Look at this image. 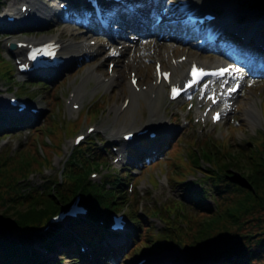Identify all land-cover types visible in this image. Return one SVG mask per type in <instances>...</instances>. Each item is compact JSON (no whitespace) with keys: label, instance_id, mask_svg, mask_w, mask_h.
Here are the masks:
<instances>
[{"label":"trees","instance_id":"obj_1","mask_svg":"<svg viewBox=\"0 0 264 264\" xmlns=\"http://www.w3.org/2000/svg\"><path fill=\"white\" fill-rule=\"evenodd\" d=\"M259 2L264 9V0ZM3 58L0 53V74L9 76L12 71L8 67L3 70ZM57 125L55 117L50 115L47 126L38 130L40 133L48 130L60 142L61 132L56 133V129H60ZM35 143L32 142V149L23 150L15 157L0 158V264H41L43 260L37 254L34 237L52 250L70 241L79 251L82 241H94L107 233V225L100 223V216L110 210L122 209L127 202L123 183L133 178L129 171H124L122 177L111 175L106 180L107 188V183H93L88 177L89 170L84 171L75 164V159L87 161L88 152L94 153L95 157L102 156L101 148L92 140L67 162L63 180L53 178L42 188L29 181L19 182L18 178L25 177L32 168L28 151L40 156ZM189 156L185 171L200 168L202 157L209 162L210 188L197 191L191 183L186 184L188 203L179 201L176 205L184 211H177V219L181 218V221L164 218L166 237H161L163 234L156 232L153 222L139 216L137 209L133 208L131 217L143 240L135 249H151L167 241L186 247L188 254L195 258L224 257V264H264V136L248 152L231 143L221 150L217 144L212 145L206 140L204 147L191 149ZM18 171H21L20 175ZM78 189L85 191L86 203L93 209L92 214L87 219L55 227L49 234L38 233L46 220L68 203ZM211 195L215 198L216 207L206 202ZM169 208L167 211L171 212ZM187 209L192 214L186 212ZM64 254L74 252L65 250Z\"/></svg>","mask_w":264,"mask_h":264},{"label":"rangeland","instance_id":"obj_2","mask_svg":"<svg viewBox=\"0 0 264 264\" xmlns=\"http://www.w3.org/2000/svg\"><path fill=\"white\" fill-rule=\"evenodd\" d=\"M20 1L22 0H18V2L20 3ZM193 6L196 5L194 3H199L201 5L206 4V7H220L221 4H225L224 0H191ZM223 1V2H222ZM237 2V10L235 11V13L233 14V17L235 18L234 24L237 25V23H239L241 20H243L244 18H250L251 20V25H258L259 22V18H264V12L258 10L256 1L257 0H235ZM1 4V11H0V20L2 21V16L4 12L9 11L7 8L8 6H14L15 2L14 0H3ZM178 2L181 4L182 1L178 0ZM219 2V3H217ZM50 4V5H54L58 6V2H49L48 0H45V5L46 4ZM211 4V5H210ZM16 5V4H15ZM17 6V5H16ZM7 7V8H6ZM227 13H223L222 16H226ZM37 37H43L46 35H50L51 32L53 31H57V34H61V36H67L68 38H72V39H76L77 35L75 34V30L72 28L70 29V31H65L64 30V26H59V24H57L56 22H50L49 24H45L43 25V27H39L37 28ZM9 33V32H7ZM11 36H14L15 38H24L25 34L23 32H19V31H15L13 32ZM36 35V34H35ZM10 36L8 37H0V44L1 46L4 48L5 53L7 54L6 50H5V43L8 40ZM66 38V39H68ZM82 39V38H80ZM79 42H81L82 40H79ZM179 50L177 51V53H181L183 51H188L190 50V52L192 54H204V50L201 47V45H196V47H190L189 45H185L183 43H181L179 45ZM159 47L161 49L168 47V43L162 41V42H158L155 46V49H157V51H159ZM148 49H150L149 44H147V46H143L141 48V52L140 53H126L123 57L124 61L127 62V64L129 66H131V64L134 62L137 64V68L139 69L140 73L143 74L145 77H147L148 79H150L151 76V71L153 69V63L151 61V57L154 55L151 53H148ZM203 51V52H202ZM153 53V51H152ZM152 55V56H151ZM98 57L100 56H96L93 60H85V61H81L78 62L76 65H74L72 67V69H70L71 71H64L62 72L60 75H58L56 78L52 77L51 81L52 83V93L53 94H59L60 96V101H61V111H63V116L61 117L62 119L66 120L65 117L68 116L67 114V107H66V98L68 96V92L73 89V87H75V83L78 81V79H80V77L83 75V73L86 72V69L91 66V63L96 61L98 59ZM102 65V64H101ZM104 67H106L105 65H103ZM101 67V68H104ZM103 70V69H102ZM127 80L121 79L118 81V85L116 87H114L112 90H109V88H107V86L105 85H98V81L96 79H92L90 80V82H88L85 86L86 90H87V95L85 98V102H84V106L88 105L91 103V101L94 100V97L96 95H98L99 93H102L99 103L102 104L103 107H105L106 112H103L97 119L91 121L90 117L88 120H86L85 125L80 128V130L77 132H81V131H85L86 128L93 124V125H97L98 128L100 129H104L105 130V134L104 137L107 139H113L115 137V135L118 133V135L123 132V131H129V130H135L139 127H142L143 125H146L150 122V108H149V101L148 98H140L138 104H132L129 109L126 110V112L123 115H119L118 109L125 97V95L127 94ZM33 83H31V85H26V87H29L30 89V94H32L33 92H35V94H39L37 97L35 96L34 100L32 103H34L35 105H37L38 107H40L42 109V115L40 116L39 120L37 121L38 124L43 123V121L45 120V117L47 116V114L50 113V109H51V103L49 102V99L45 96L44 94V90L42 91V87H39L38 83L35 82V85H37L36 87H34V85H32ZM80 85V84H79ZM10 84H8V82H3L0 81V102H5L6 101V97H7V91L6 89L10 88ZM261 91H263V95L261 96L262 99H264V85L260 88ZM42 92V93H40ZM257 98L255 97H250V95L247 97V95L241 94L240 95V99L238 102V105L233 109L232 113L228 115L226 121L219 126L218 129H216L214 131V133L216 134L217 137L222 139V133L223 132H230L231 135L233 133V138H235V140L243 145H246L247 141H251L249 139L248 136H253L256 133V130L258 129H262L264 127L263 122H260L258 119V115H257V111L253 116H247L246 112L248 109V106L250 103L253 102V100H256ZM161 107H160V112L158 115V120L161 119V117L163 116L165 118V109H166V97H162L161 99ZM259 102V101H257ZM134 107V109L132 108ZM107 108H112L111 110L107 111ZM132 114L134 115V117L132 116ZM75 119H77V113L75 114ZM255 117V119H254ZM67 118V117H66ZM236 119H239L240 121V126L233 128V124H236L235 121ZM254 119V120H253ZM157 120V121H158ZM243 129H245V133L243 132ZM13 131V135H11L9 132ZM6 133H3L5 135H7V137L4 140L0 141V146H2L4 143H7L9 141V144L14 146L17 144V146L20 147V144H26L28 142V136L25 133L24 128H18L16 130H14L13 128H8V130L5 131ZM76 133V134H77ZM3 134H0V136H2ZM15 134V135H14ZM72 136H67L63 142V152L61 154V156H57L56 154H60V150L58 149V142L56 143L57 146L55 145L54 149L51 150V154H53L54 157V163L53 166L51 168H48L50 166V161H52L51 159H49V155H45L40 146H39V155H34L31 151H28L27 155L29 156L28 159L30 161V164L32 166L30 171L26 172V176L28 177L29 174L32 173H36L33 174L29 179L31 180L32 183L36 184V185H41L44 181V177H51V178H56L61 176L62 171H63V167H64V163L66 161V156L69 154V152L74 148L73 146V140L75 135ZM218 134V135H217ZM193 135L194 136V131L193 130H189L187 132V130H183L182 132H178V128L176 126H171L168 130H166L165 134H164V138L166 139V137H170L173 136L175 138V141H178L179 139H181V137L183 136L182 139V143H186V141L190 138V136ZM172 137V138H173ZM169 139V138H168ZM167 140V139H166ZM195 140V139H194ZM44 142L47 144V139L44 140ZM164 143L162 142V140L160 141V145H159V150L156 154H152L148 157H153L155 156L156 159H169V154H168V148H163ZM187 153V151H183L182 149L179 151V153L176 155L175 157V161H182L183 160V154ZM116 154H110L108 155V159H109V163L112 165L113 168L119 167L120 163H113V159L115 157ZM147 157V158H148ZM152 163L147 164L146 162L142 163V166L144 169H146V165H151ZM138 165H141L138 164ZM162 167H166V163L161 164ZM204 169H200L198 168L197 170H194V173H190L187 177L188 180L190 181H198L197 179L202 178V176L204 175L203 172L204 170L208 167V165H204L203 166ZM44 171V172H43ZM41 172V173H40ZM31 173V174H32ZM107 173V170H103L102 172H100V176L99 178L96 180H99L100 177L104 176ZM18 174H21V171H18ZM158 175L161 184H159V186H157L155 189L151 188L149 185V179L151 175ZM238 176L243 177L241 173H238ZM90 178H92L90 176ZM93 179V178H92ZM136 185L138 187V189H140L141 192H148L151 191L153 192V195L149 198V200L146 199V197H144V199H142L141 201H144L145 204H149V205H154V204H158L161 205L163 203L166 202H171L172 200H178V199H183V189L180 186H172L171 184L168 183L167 180V176L163 173L160 172V168L158 165H154L152 167H149L146 169V171L144 172V177L141 180H136ZM198 187H204V185H201L202 181H198ZM206 184V183H205ZM210 184H207V187H209ZM151 188V189H150ZM137 200H139V197H136ZM147 201V202H146ZM207 203H209L212 206L214 205V199L209 197V199L206 201ZM160 203V204H159ZM141 212L144 213L145 210L144 208L141 209ZM156 222L157 228L158 230H162L164 228V223L160 220V218L156 217L154 219H152ZM179 220H181V218H179ZM165 233H167L165 231ZM163 252V254H166V259L167 257H171L174 258L176 260H180V259H184L186 258V251L184 249H182L180 246H177L175 248L172 249H164L161 251H156L154 252L155 254H161ZM146 254V251H141L135 254V256L132 259H119L118 258V262L117 264H133L135 262V260L138 258L139 255L141 254ZM127 260V261H126ZM194 264V263H198V261L195 262H188L187 264ZM210 264H215V262H211Z\"/></svg>","mask_w":264,"mask_h":264},{"label":"bare ground","instance_id":"obj_3","mask_svg":"<svg viewBox=\"0 0 264 264\" xmlns=\"http://www.w3.org/2000/svg\"><path fill=\"white\" fill-rule=\"evenodd\" d=\"M190 1L191 0H184V2L187 3V4H189ZM229 1L231 2V0H226L225 3L228 5L229 8H231V10H229V13H230V16H231V14H233V12H235V7L233 5H231ZM32 2L34 3V5H36V8H37V3L35 1H32ZM33 3L31 4L32 6H33ZM59 11L60 10L56 9L54 12H52V17L53 18L57 17L58 14H59L58 13ZM19 14L21 15L20 11H19ZM50 16L51 15L49 14V17ZM62 22L65 24V28L68 31H70V25L68 24L67 20L66 21L64 20ZM153 32L154 33L157 32V29H153ZM122 44L125 45L124 48L130 46V45H126V42H123ZM122 49H123V47L122 48L119 47V48H116L113 52H116V51L117 52L118 51L121 52ZM90 50H92V47H89V46H86V45L76 46V45H73L72 43L68 42L65 45V48H64L63 53L65 55H67L68 57H71L72 58L74 56H80V55H84V54H89V52H91ZM97 51H99V49H97ZM168 52H169L170 55H171V53L173 54V50L168 51ZM180 70H181V65H179L176 68V71H180ZM93 76H98L97 78L100 77V75H97L96 74V72H95V70L93 68H90L88 70V75L86 76L85 81H89ZM114 83H116V80L115 79H112V80H110L109 84L107 83L106 85L108 87H111ZM79 88L80 89H78V91L76 92V97L75 98H82L86 94L85 93L86 91L84 90L83 85L81 87H79ZM133 89L134 88H129V95L132 97L134 104H138V100H139L140 97H142V96H149V94L152 93V91H155L156 92V99L154 101H152V105H153L152 107L158 105L159 102L157 101L158 103L156 102V104H155V101L157 99H160L161 96L165 93V90H164V86L163 85H161V86L151 85L150 88H149L150 90H148L147 92L141 91L140 93L136 92ZM236 99H234V100L232 99L230 101V103H228V105L226 106V111L227 112H229L231 110V103L234 104L235 101H236ZM130 106L131 105H129L128 107H130ZM132 108L134 109V107H132ZM156 108H155V110H156ZM127 109H129V108H127ZM255 113H256V106H255V104H250L248 106V111H247L246 115H248L249 118H250V116H253ZM152 115L154 116L156 114L152 113ZM132 116L134 117L133 114H132ZM254 119H255V117H254Z\"/></svg>","mask_w":264,"mask_h":264},{"label":"snow or ice","instance_id":"obj_4","mask_svg":"<svg viewBox=\"0 0 264 264\" xmlns=\"http://www.w3.org/2000/svg\"><path fill=\"white\" fill-rule=\"evenodd\" d=\"M32 59H35L34 55L32 56ZM233 71L239 72L240 69L235 68L234 66H229L228 68L220 69L217 73H214V74L219 75V76H224L225 74H231ZM197 72H198V70H196V69L193 70L194 78L197 76ZM205 74L206 73H204L202 70H199V76L200 77H202ZM195 82H197V81L194 79L193 83H195ZM233 90H235V89H233ZM173 91H174V94H178L177 90L174 89ZM218 118H219V115H217L216 119H218Z\"/></svg>","mask_w":264,"mask_h":264}]
</instances>
